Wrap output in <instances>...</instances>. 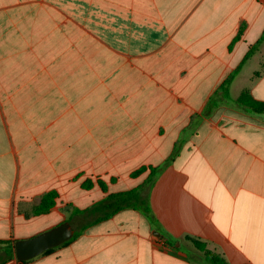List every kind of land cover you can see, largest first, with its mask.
<instances>
[{
	"label": "crops",
	"instance_id": "crops-1",
	"mask_svg": "<svg viewBox=\"0 0 264 264\" xmlns=\"http://www.w3.org/2000/svg\"><path fill=\"white\" fill-rule=\"evenodd\" d=\"M263 35L264 0H0V241L75 232L4 264H264Z\"/></svg>",
	"mask_w": 264,
	"mask_h": 264
},
{
	"label": "trees",
	"instance_id": "trees-1",
	"mask_svg": "<svg viewBox=\"0 0 264 264\" xmlns=\"http://www.w3.org/2000/svg\"><path fill=\"white\" fill-rule=\"evenodd\" d=\"M240 39V35L235 39V41H238ZM261 40H264V35ZM254 53V50H251L246 58L250 57ZM228 86V84L226 85ZM236 103H238L241 106H244L245 108H248L252 110L256 114H264V102H261L259 100H256L250 93L244 92L237 100ZM150 169L151 171V177L148 181H146V184L153 183L152 181L155 180V178L160 174V170L156 168H147L144 167L138 171H136L133 175L137 176L145 171ZM93 186L92 182H86L84 184L85 189H91ZM140 189L133 190L131 192L122 193V194H114L110 195L105 200L98 203L94 208L95 210L100 214L99 220L106 219L110 217L111 215L116 214L117 212L121 211L124 208H133L135 207V200H137V195H139ZM57 198L56 192H51L49 194H46L42 202L37 208L34 210L35 215H41L48 213L55 205V199ZM141 204H144L147 206L149 204L148 199L143 200ZM145 212H150L148 208L144 209ZM195 247L201 251L204 254V259L208 264H227L226 261L219 255L213 254L212 252L208 251L206 248V245L204 243H200L198 241L192 240ZM173 245L172 243H170ZM0 251L3 252L2 261L1 264H4L7 260H10L14 257V246L11 242L7 241H0ZM51 250H48L46 253L50 252Z\"/></svg>",
	"mask_w": 264,
	"mask_h": 264
},
{
	"label": "water",
	"instance_id": "water-1",
	"mask_svg": "<svg viewBox=\"0 0 264 264\" xmlns=\"http://www.w3.org/2000/svg\"><path fill=\"white\" fill-rule=\"evenodd\" d=\"M74 230L69 222H64L38 236L28 240H18L14 244V252L19 261H28L48 250L57 248L74 237Z\"/></svg>",
	"mask_w": 264,
	"mask_h": 264
}]
</instances>
